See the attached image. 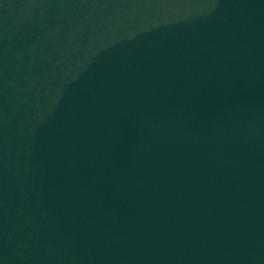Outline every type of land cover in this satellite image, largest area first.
I'll use <instances>...</instances> for the list:
<instances>
[{"label": "water", "instance_id": "95a60500", "mask_svg": "<svg viewBox=\"0 0 264 264\" xmlns=\"http://www.w3.org/2000/svg\"><path fill=\"white\" fill-rule=\"evenodd\" d=\"M0 264H264V0H0Z\"/></svg>", "mask_w": 264, "mask_h": 264}]
</instances>
